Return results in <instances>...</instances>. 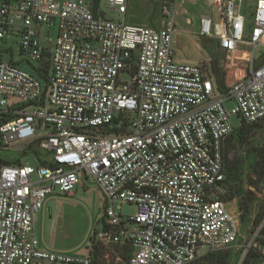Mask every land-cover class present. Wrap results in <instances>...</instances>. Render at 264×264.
Segmentation results:
<instances>
[{
  "label": "built area",
  "instance_id": "obj_1",
  "mask_svg": "<svg viewBox=\"0 0 264 264\" xmlns=\"http://www.w3.org/2000/svg\"><path fill=\"white\" fill-rule=\"evenodd\" d=\"M245 1L206 0L194 35L199 48L215 40L231 65L248 61L220 92L202 64L177 59L176 5L156 27L128 24L129 0L97 11L86 0H0V42L16 39L23 62L0 50L10 57L0 60V151L26 154L0 156V264H91L42 247L35 231L46 197L83 182L104 201L94 239L129 246L127 264H191L237 244L240 218L221 200L224 147L233 116L264 122V0ZM46 61L47 82L37 72Z\"/></svg>",
  "mask_w": 264,
  "mask_h": 264
},
{
  "label": "rangeland",
  "instance_id": "obj_2",
  "mask_svg": "<svg viewBox=\"0 0 264 264\" xmlns=\"http://www.w3.org/2000/svg\"><path fill=\"white\" fill-rule=\"evenodd\" d=\"M86 1L93 2V0ZM190 1L141 0V3L147 4L149 7L148 13L151 17L148 25L156 27L163 24V20L161 19L162 7L165 4L176 5L178 10V17L176 19L177 33L175 35L177 59H186L189 62L193 61L197 64H202L204 71L214 78L218 87L220 86V79L226 73V85L229 87L233 84V81L230 79V76L233 74L232 72L237 73L239 70L245 69L248 61H236L233 62L235 65H231V62L226 59L225 52L212 39H204L202 41V48L196 46V39H194V36L189 31H186L191 29L186 24V19L194 17V21H196L199 18L202 5L199 4L198 0L195 4H191ZM256 2L257 0H249L250 5L254 4L255 6ZM247 4L246 0L244 6L247 7ZM249 8L252 11V6ZM133 9L129 14H133L138 21L145 22L140 4L134 6ZM186 10L189 12L190 17L186 16L184 12ZM106 13L108 17H118L115 12L110 10H107ZM133 24L136 23L134 22ZM183 41H186L185 44L183 43L184 45L181 44ZM7 47L13 48L14 60L23 64L21 61L22 57L18 53L17 40L10 38L5 42H0V48L6 49ZM248 49L244 48V50ZM2 54L0 55V60L8 61L9 55L4 52ZM232 106V103H226L228 110H231ZM231 122L235 128L241 125V120L235 116L231 118ZM224 148L225 158L238 160L242 163L243 174L239 184V187H241L240 193H236V187L233 184L227 187L221 197V200L228 204L230 212H233L240 218L239 239L237 244L232 248L219 252L229 251L231 256L230 264H243L248 253L254 250L261 256L258 264H263L264 258L259 250V246L264 249V218L260 221L257 218H259L260 214L264 213V122L252 127L248 141L241 142L238 138L227 139ZM0 156L5 163H17L23 160L26 154L20 153L17 149H11L0 151ZM24 161L26 164L36 167V162L33 158L28 157ZM72 193L73 197L61 196L59 198H52L53 196L50 195L46 197L44 203L46 205V214L43 219L39 220L38 232L44 239L42 247H54L79 257H86L88 254V241L95 231L101 227L104 202L99 189L89 182L79 184ZM246 201L249 202V209L246 213H242L240 211V204L246 203ZM134 211L135 209L129 205H124L122 208V213L125 215H131ZM95 242L97 241L95 240ZM102 245L106 264H127L122 259L124 246ZM205 255L206 253L200 254L195 261Z\"/></svg>",
  "mask_w": 264,
  "mask_h": 264
},
{
  "label": "trees",
  "instance_id": "obj_3",
  "mask_svg": "<svg viewBox=\"0 0 264 264\" xmlns=\"http://www.w3.org/2000/svg\"><path fill=\"white\" fill-rule=\"evenodd\" d=\"M95 10L97 11L100 8L101 0H93L92 2ZM37 72L39 76L47 82L49 72H50V65L49 62L46 61L39 69H37ZM227 75L226 73L223 74L222 78L220 79V86L218 90L220 92L226 91L228 89L226 85V79ZM217 85V83H216ZM257 124H247L243 122L240 127L236 128L233 132V134L228 139L238 138L241 142L248 141L252 127ZM225 152V148H224ZM224 162H225V173H226V185L227 187L234 186L236 187V193H240L241 187H239V184L242 180V163L238 160H230L229 158H225L224 156ZM249 209V202L246 201V203L240 204V211L242 213H246ZM264 218V213L260 214L259 218H257L258 221L262 220ZM92 235L89 239L90 241V259L91 264H106V261L104 260V248L103 245L99 242H95V239ZM124 255H122V259L126 262H128V259L131 254V248L129 246H124ZM260 255L255 252L254 250L249 252L244 263L243 264H258V261L260 259ZM231 256L229 251L225 252H215V253H207L205 256L201 257L199 260L195 261L191 264H230ZM122 264V263H119Z\"/></svg>",
  "mask_w": 264,
  "mask_h": 264
},
{
  "label": "crops",
  "instance_id": "obj_4",
  "mask_svg": "<svg viewBox=\"0 0 264 264\" xmlns=\"http://www.w3.org/2000/svg\"><path fill=\"white\" fill-rule=\"evenodd\" d=\"M197 0H191L190 2H191V4H195V2H196ZM198 2H199V4H201L202 5V8L200 9L201 10V12H199L198 14H199V18L196 20V21H194V17L192 18V17H190V14H189V12L186 10V11H184L185 12V14H186V16H188V17H190V18H192L193 19V23L191 24V25H189V27H191V29L190 30H186V31H189L190 32V34H192L193 36L196 34V32H197V28H198V26H199V19H200V17L201 16H203V15H205V14H207V12H208V8H207V3H206V0H198ZM137 4H140V7L142 8V10H143V13H144V21L145 22H142V21H138L135 17H134V15L133 14H129V13H131L134 9H133V7L134 6H136ZM204 6H206V7H204ZM148 11H149V7L147 6V4H142L141 3V0H129V3H128V12H127V15H126V17H125V20H126V22L128 23V24H130V25H139L140 24V26L141 25H148V23L150 22V14L148 13ZM162 19V18H161ZM192 19H191V21H192ZM163 20V19H162ZM136 23V24H133V23ZM152 26V25H151ZM158 27H160V26H158ZM0 50H2V48H0ZM244 60V59H243ZM187 61H189V60H187ZM242 61V60H241ZM244 71H245V69H241L240 71H238L237 73H234V72H232L233 74H232V76H230V79L233 81L232 83H234L235 81H237V78H240V77H242L243 75H244ZM231 83V84H232ZM68 197H73V193H71L70 195H67ZM66 196V197H67ZM102 197V196H101ZM52 198H59V197H55V196H53ZM103 199V198H102ZM104 202V201H103ZM44 203H45V201H44ZM44 203H43V207H42V210H41V212L39 213V215L37 216V219H36V222H35V231H36V235L38 236V238L40 239V241H41V244L43 243V241H44V239H43V236H40L39 235V230H38V228H39V220L42 218H44V216H45V206L46 205H44ZM43 245V244H42ZM90 241H88V245H87V250H88V254H87V256H89L90 255ZM43 247H45V246H43ZM46 248H48V249H52V250H57V251H62V250H60V249H57V248H54V247H46ZM62 252H66V251H62ZM67 253H70V252H67Z\"/></svg>",
  "mask_w": 264,
  "mask_h": 264
},
{
  "label": "bare ground",
  "instance_id": "obj_5",
  "mask_svg": "<svg viewBox=\"0 0 264 264\" xmlns=\"http://www.w3.org/2000/svg\"><path fill=\"white\" fill-rule=\"evenodd\" d=\"M240 71V70H239Z\"/></svg>",
  "mask_w": 264,
  "mask_h": 264
}]
</instances>
